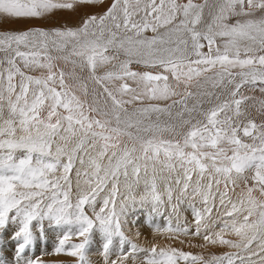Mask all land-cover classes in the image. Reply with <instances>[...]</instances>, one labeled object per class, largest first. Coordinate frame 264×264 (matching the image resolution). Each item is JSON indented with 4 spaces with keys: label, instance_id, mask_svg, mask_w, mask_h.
<instances>
[{
    "label": "snow or ice",
    "instance_id": "obj_1",
    "mask_svg": "<svg viewBox=\"0 0 264 264\" xmlns=\"http://www.w3.org/2000/svg\"><path fill=\"white\" fill-rule=\"evenodd\" d=\"M141 217L236 251L141 247ZM53 233L72 264L96 234L104 264H264V0H0V246L45 264L26 252Z\"/></svg>",
    "mask_w": 264,
    "mask_h": 264
},
{
    "label": "rangeland",
    "instance_id": "obj_2",
    "mask_svg": "<svg viewBox=\"0 0 264 264\" xmlns=\"http://www.w3.org/2000/svg\"><path fill=\"white\" fill-rule=\"evenodd\" d=\"M195 2L199 3V2H202V0H195ZM57 17H54L56 20L53 18L54 20L51 19L48 21H44V25L42 24V25H39L37 27L44 28V29H50V28L60 27V26L65 25V24L66 25L68 24V26H71V25H69L70 23L75 24V23H72V19L70 18V16L69 17L68 16L63 17V18L58 17V19H57ZM74 18H76L77 22L79 23V17L76 16ZM61 19H64L63 21H64V23L65 22L66 23L65 24L62 23ZM59 20H61V22ZM45 22H47V23H45ZM150 34L152 35L151 32L147 33V35H150ZM206 50H207V48H205L204 51H206ZM249 94L255 95L258 98H260V95H256V93H249ZM138 106H142V105H138ZM250 183H251V181H250ZM123 191H124V189L122 190V192ZM235 191H237V189H235ZM258 197H259V194H258ZM186 203L187 202L182 204L180 206V209H179L178 214H179L181 223L185 222V219L187 222H189L190 219L193 218L192 210H191V212L189 211L190 208L188 209V207H187L188 205ZM196 204H197V209H200V205H199L200 203L198 202ZM98 206H99V202H98ZM185 207H187V208H185ZM168 211L170 212V207L168 208ZM223 211L220 210L218 212L217 210H215V212H212L213 218H216L217 216H222ZM172 220H173V224L177 223L175 216L172 217ZM141 221H145V222H143L142 224L139 222H130L128 225L125 226V233L129 237V239H131L134 243H137L141 247L151 248L153 245H155L158 247V249H160L162 247L161 245L163 243L165 245V243H166V247H164V248L172 247V248L182 250L186 253H191L192 255H203L205 257V259H208L211 255H223L227 252L236 251L235 249H231L228 246H222V245L203 246L205 243L204 241H201V240L198 241L194 238L191 239V241H190L188 237H191V236H187V237L180 236L179 238L173 239V238H170V234H168V233H164L165 236L162 233H157L153 226H151L148 222L146 223L145 217H141ZM155 222L161 228H163L167 221L165 218L156 217ZM150 229H154V231H153L154 233L152 235L150 234ZM158 234H160V235H158ZM154 235L156 237L153 238ZM161 236H162V238H161ZM225 238L233 239V238H230L228 236H226ZM235 239H237V238H235ZM235 239H233V240H235ZM178 240H179V243H177ZM71 242L72 243H79L80 239L73 238V240ZM55 243H56V235L53 233L52 235H50L48 237L47 244H45L43 241H40V242H38L37 247L34 250H27L26 254L30 257L41 256V258L43 259L45 264H72V262L75 258L68 257V256L63 255V254H61L58 257L55 255H42L44 252L51 253L53 251V248L55 247ZM185 243H186V245H185ZM183 245H185V246H183ZM14 246H15V241H12L10 238H6L5 244L0 246V258L7 260L9 262V264H13ZM101 251H102L101 239H100L99 235L96 234L94 237L92 245L89 247L88 259L90 261V264H97V263L98 264H104L103 258H100V257H102ZM141 255H144V254L141 253ZM111 258L115 259V255H113ZM96 260H98V261H96ZM100 261H101V263H100ZM138 264H139V262H138ZM180 264H184V262L181 261Z\"/></svg>",
    "mask_w": 264,
    "mask_h": 264
},
{
    "label": "bare ground",
    "instance_id": "obj_3",
    "mask_svg": "<svg viewBox=\"0 0 264 264\" xmlns=\"http://www.w3.org/2000/svg\"><path fill=\"white\" fill-rule=\"evenodd\" d=\"M107 2L108 3H110V0H107ZM180 2H185V0H180ZM103 7L104 6H100L98 9H96V10H103ZM69 17V15H67V14H62V15H60V16H58L59 18H63V17ZM58 17H57V19H58ZM70 18L72 19V23H75V24H77L78 22H77V19L76 18H74V17H72V16H70ZM55 19V18H54ZM53 19V20H54ZM56 20V19H55ZM62 20V23H64V19H61ZM61 20H59L60 22H61ZM58 21V22H59ZM77 22V23H76ZM45 23H47V22H45ZM49 23V22H48ZM52 23V22H51ZM66 23V22H65ZM64 23V24H65ZM44 25V21L43 22H41V21H32V22H30V23H21V24H17V25H11L10 27H13V28H27V27H37V26H39V25ZM60 24V23H59ZM75 24H69V25H75ZM66 25V24H65ZM68 25V24H67ZM149 36H151V34L149 35ZM205 50V49H204ZM207 51V50H206ZM61 66H63V63L61 62ZM21 68H22V70H24L25 72H26V74H29V75H35V76H38V75H41L42 74V71L43 70H39V69H24L23 68V65L21 64ZM133 68H134V70H137V66L136 65H133ZM17 79H19V78H17ZM93 87V85H91V84H89V88H92ZM96 87H98V86H96ZM256 95H260L258 92L256 93ZM252 116L254 117V118H256L257 119V122H259V120H260V117L256 114V112L253 110L252 111ZM243 187V185H240V187H237L236 189H237V191H234V192H232V193H230V195H231V197H232V199H233V201H237L239 198H240V195H241V188ZM123 190V187L121 188V191ZM136 192L137 193H139L140 192V189H136ZM254 195H256L257 197H258V193H254ZM199 202V200H197L195 203H198ZM200 203V202H199ZM187 205H188V203H186ZM186 205V206H187ZM200 205V209H202L201 207H203L201 204H199ZM188 207V206H187ZM187 207H185V208H187ZM196 207H197V204H196ZM199 208V207H198ZM188 209H189V207H188ZM214 211L213 212H215V210L216 209H213ZM221 211H223L224 209H220ZM190 212H191V208H190V210H189ZM224 212V211H223ZM223 215V214H222ZM159 218V217H158ZM186 220V219H185ZM159 221V220H158ZM189 221V220H188ZM193 221V218L192 219H190V221L189 222H192ZM147 223V222H146ZM142 224V223H141ZM149 229V228H148ZM154 229H150V234L152 235L154 232ZM164 236H165V234L164 233H162ZM157 235V234H156ZM158 235H160V234H158ZM162 235V236H163ZM162 236H161V238H162ZM226 236H228V237H230V238H233V239H235L236 237L234 236V235H226ZM154 237H156L155 235L153 236V238ZM167 237V236H166ZM53 238V237H52ZM160 238V239H161ZM189 238V240L191 241V239H196V240H198V241H203L201 238H199V237H193V236H191V237H188ZM173 239H175V238H173ZM229 239V238H228ZM177 240V239H176ZM183 240V239H182ZM54 242V241H53ZM169 243V242H168ZM177 243H179V240H178V242ZM195 243V242H194ZM180 245V244H179ZM185 245H186V243H185ZM185 245H183V246H185ZM163 248L164 247H166V243H165V245H164V243L161 245ZM168 246V245H167ZM161 247V248H162ZM181 247V246H180ZM160 248V249H161ZM186 248V247H185ZM194 248V247H193ZM97 252V251H96ZM93 258V257H92ZM100 258H103V256L102 257H100ZM94 260V259H93ZM102 260V259H101ZM96 261H98V260H96ZM94 262V261H93ZM104 262V261H103ZM102 262V263H103ZM100 263H101V261H100ZM98 264V263H97Z\"/></svg>",
    "mask_w": 264,
    "mask_h": 264
}]
</instances>
